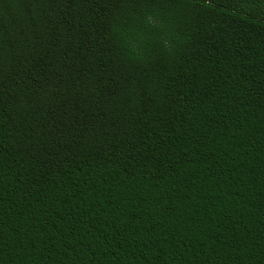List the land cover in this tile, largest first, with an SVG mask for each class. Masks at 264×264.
Here are the masks:
<instances>
[{
	"label": "trees",
	"instance_id": "16d2710c",
	"mask_svg": "<svg viewBox=\"0 0 264 264\" xmlns=\"http://www.w3.org/2000/svg\"><path fill=\"white\" fill-rule=\"evenodd\" d=\"M0 264H264V0H0Z\"/></svg>",
	"mask_w": 264,
	"mask_h": 264
}]
</instances>
